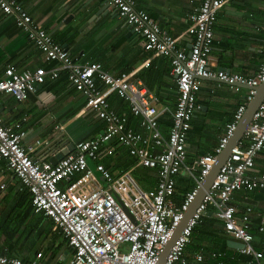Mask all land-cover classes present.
Wrapping results in <instances>:
<instances>
[{
  "label": "built area",
  "instance_id": "built-area-1",
  "mask_svg": "<svg viewBox=\"0 0 264 264\" xmlns=\"http://www.w3.org/2000/svg\"><path fill=\"white\" fill-rule=\"evenodd\" d=\"M104 2L141 36L143 49L148 54L140 66L118 75L108 72L99 62H75L68 51L22 9L18 0H0V10L15 17L17 27L47 60L57 62L48 70L7 64L0 77V93L10 94L18 101L25 100L46 76L55 78L63 70L70 85L85 97L84 108L93 110L104 121L100 135L76 142L73 151L51 163L32 156L47 143L45 138L23 142L26 132L21 122L7 125L0 117V161H4L5 168L17 178L20 190L26 189L30 194L33 212L50 218L53 228H58L65 238L71 253L60 252L58 259H64L66 264H158L202 180L253 98V87L264 81V61L252 76L210 67L213 24L225 0H201L189 14L185 31L190 38L188 49L178 44V37L165 33L146 11L137 8L135 0ZM151 57L169 59V75L175 84L176 101L168 110L171 122L166 135L159 126V118L166 108L158 107V97L136 78L138 69L148 66ZM206 78L225 81L237 91L243 85L249 88L213 152L200 155L194 166H188L185 161L187 133L198 109L197 93ZM111 94L128 103L140 131L129 124L126 115L110 107ZM243 136L247 141L240 139L232 147L199 205L171 243L162 264L185 263L184 250L193 228L210 207L223 230L241 242L239 252L249 256L251 264H263L262 251L253 245L252 208L247 205L238 216L231 198L235 191L264 188V172L256 176L247 174L255 164V157L264 149V96ZM111 140L127 147L128 153L136 159L134 165L115 174L101 162H97L94 169L90 168L87 158L96 160L102 145ZM137 166L156 170L155 187L144 189L136 182L132 170ZM181 170L193 177L195 186L176 203L172 198L175 175ZM4 187L1 183L0 189ZM257 231L264 236V225H259ZM49 259L50 253L45 254L42 249L29 259L0 253V264H50Z\"/></svg>",
  "mask_w": 264,
  "mask_h": 264
},
{
  "label": "crops",
  "instance_id": "crops-1",
  "mask_svg": "<svg viewBox=\"0 0 264 264\" xmlns=\"http://www.w3.org/2000/svg\"><path fill=\"white\" fill-rule=\"evenodd\" d=\"M18 2L38 26L68 51L75 62H99L108 72L118 75L140 66L148 56L143 49L141 36L133 32L104 0ZM200 2L135 0L137 8L157 20L165 33L178 37V44L186 49L190 45V38L185 33L189 24L188 16ZM213 32L210 67L252 76L264 61V0H225L217 12ZM9 63L20 68L43 67L47 70L57 64L54 60H47L41 50L17 27L13 15L0 10V77ZM169 70L167 57H151L150 64L140 67L136 72V78L158 97V107L166 108L159 118H162L159 126L164 135L170 126L164 120L171 122L168 110L174 107L176 101L174 79L169 75ZM247 92L246 86H241L237 91L230 84L216 78L202 80L196 96L198 109L191 118V127L187 133L186 165L194 166L200 155L213 152L226 124L232 120L235 109L244 101ZM108 99L113 110L128 118L130 111L125 100L116 94L109 95ZM84 103L85 97L70 85L66 71L60 70L55 78L46 76L44 82L30 92L25 100L18 101L10 94L0 93V117L7 125L21 122L26 132L23 142L45 138L47 143L37 148L32 156L38 161L52 163L59 148L71 152L74 149L72 144L97 137L104 131V121L93 110L85 109ZM131 122L129 124L135 129L137 125ZM241 139L247 141L245 136ZM132 160L136 159L128 153L125 145L111 140L102 145L96 160L88 157L87 164L94 169L96 163L101 162L115 174L127 169V164ZM152 170L154 180L151 187H143L133 175V170L132 176L142 188H153L157 184V174L155 169ZM263 172L264 149L255 157V164L247 174L256 176ZM1 183L5 187L0 189V221L10 216L12 207L19 199L17 195L24 190H20L17 178L5 168L2 160ZM192 184L194 187L195 181L185 170L175 175L176 195L173 200L180 202L181 193L193 188ZM231 203L236 206L238 216L247 205L251 206L253 245L262 251L264 264V236L257 231L259 225H264V188L235 191ZM3 241L4 236H1L0 244ZM240 246V241L223 230L222 223L210 207L193 228L184 250V264H251L250 257L239 252ZM22 253L30 258L34 255L33 251L29 253L25 250ZM198 255L200 258H197ZM57 256L47 262L54 264ZM59 260L61 264H66L64 259Z\"/></svg>",
  "mask_w": 264,
  "mask_h": 264
},
{
  "label": "trees",
  "instance_id": "trees-1",
  "mask_svg": "<svg viewBox=\"0 0 264 264\" xmlns=\"http://www.w3.org/2000/svg\"><path fill=\"white\" fill-rule=\"evenodd\" d=\"M128 118H129L128 122L130 123L132 121L133 123H135L137 125L135 126V129L139 130L137 120L132 114H130V112L128 113ZM159 121L162 122V118ZM164 122L170 124L169 120H164ZM135 161L136 160H132L129 164H127L126 168H129L132 165H134ZM133 175L143 187L152 186L154 177H153V170L151 168L144 166H137L135 169H133ZM191 187H193V184ZM21 192L22 193L19 196L17 195V198L19 199H17V203L12 207V210L10 211V215L15 213L14 215L18 214V216H20L21 214L17 213L16 209L20 206L24 207V211L22 212V215L18 219L17 223H18V228L23 226L24 229L27 230V236L24 237L22 240H19L21 238V235L17 237L15 236V233L17 232L16 229L4 228L2 230L3 231L2 236H4V241L2 242V244H0V253H6L9 256H16L23 259L30 258L22 253L24 249H23V243L21 242L25 241L26 244H29L32 247L33 254L39 251V249H42L44 253L49 252L50 253L49 260L55 258L60 252H67L68 254H70L71 249L67 245L65 238L62 237L59 229L58 228L52 229L53 221L47 216L43 215L42 213H34L30 204L31 203L30 194L26 189H24ZM185 192L181 193L183 194L181 200ZM174 194L176 195L175 191ZM176 198L177 200H179L177 196ZM29 218H31L29 221V222L32 221L31 224L27 223ZM3 224L4 221L0 225L1 229ZM6 238L8 240H11L12 243L6 244L5 243ZM247 257L249 258V256ZM53 263L61 264L59 259L55 260V262Z\"/></svg>",
  "mask_w": 264,
  "mask_h": 264
},
{
  "label": "water",
  "instance_id": "water-1",
  "mask_svg": "<svg viewBox=\"0 0 264 264\" xmlns=\"http://www.w3.org/2000/svg\"><path fill=\"white\" fill-rule=\"evenodd\" d=\"M217 80H219V79H217ZM219 81H222V80H219ZM222 82H225V81H222ZM243 86H246V85H243ZM246 87L249 88L248 86H246ZM253 89L255 90V94H254L253 98L251 99V101L246 106V109H245L241 119L237 123V126H236L233 134L229 137V139H228L227 143L225 144V146L223 147L222 151L217 155L216 161H215L214 165L212 166L210 172L202 180L201 185L198 188V192H197L194 200L191 202L187 211L184 213V216H183L179 226L175 230L171 240L168 242V244L164 248L163 252L161 253L158 264H162L164 262L167 251L170 248V245L173 242L174 238L179 234L181 228L183 227V225L185 224L187 219L192 215V213L194 212L196 207L199 205L202 197L204 196L205 192L208 190V188H209L213 178L217 174L220 166L226 160V158L229 156L232 147L235 144H237V142L244 135V132L249 125V122L251 120V117H252L254 111L256 110V108L258 107V105L260 104V102L263 99L264 81L261 82L259 85L254 86ZM73 145L74 144H72V147H74ZM63 149H64L63 147L59 148L58 153H55V155L52 158L53 159L52 163H55L57 160H59L60 158H62L64 155L67 154V152L63 151Z\"/></svg>",
  "mask_w": 264,
  "mask_h": 264
},
{
  "label": "rangeland",
  "instance_id": "rangeland-1",
  "mask_svg": "<svg viewBox=\"0 0 264 264\" xmlns=\"http://www.w3.org/2000/svg\"><path fill=\"white\" fill-rule=\"evenodd\" d=\"M16 211H17V213H20V214L22 215V212L24 211V207H23V206H20V207H18V208L16 209ZM14 214H15V213H14ZM14 214H12V215L8 216L7 218H5L4 220L2 219V220L0 221V225H1V224L3 223V221H4V224H3V226H2V229L0 228V239H1V236H2V233H3L2 230H3L4 228H6V229H11V228L16 229L17 232L15 233V236L17 237V236H20V235H21V238H20L19 240H22L24 237L27 236V230H25L23 226H21L20 228H18V223H17V222H18V219L21 217V215L18 216V214H16V215H14ZM30 219H31V218H29V219H28V222H27V223H29V224L32 223V221L29 222ZM52 229H53V227H52ZM13 242H14V241H13ZM5 243H6V244H9V243H12V241H11V240H8V239L6 238ZM21 243H23V249H24V251L27 250L29 253H32L33 249H32V247H31L29 244H26L25 241H22ZM65 263H66V261H65Z\"/></svg>",
  "mask_w": 264,
  "mask_h": 264
}]
</instances>
